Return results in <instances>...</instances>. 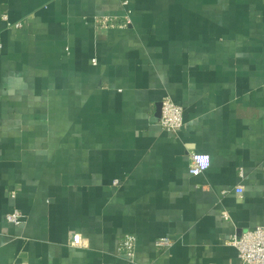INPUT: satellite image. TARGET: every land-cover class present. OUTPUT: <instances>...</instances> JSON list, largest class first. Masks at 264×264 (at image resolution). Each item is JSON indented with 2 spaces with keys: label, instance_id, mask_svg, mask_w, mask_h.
Wrapping results in <instances>:
<instances>
[{
  "label": "crops",
  "instance_id": "crops-1",
  "mask_svg": "<svg viewBox=\"0 0 264 264\" xmlns=\"http://www.w3.org/2000/svg\"><path fill=\"white\" fill-rule=\"evenodd\" d=\"M0 42V264H241L226 241L264 223V0H0Z\"/></svg>",
  "mask_w": 264,
  "mask_h": 264
},
{
  "label": "built area",
  "instance_id": "built-area-1",
  "mask_svg": "<svg viewBox=\"0 0 264 264\" xmlns=\"http://www.w3.org/2000/svg\"><path fill=\"white\" fill-rule=\"evenodd\" d=\"M98 27L106 29L119 26L120 24L114 18L102 17L99 18ZM16 26H19L17 24ZM1 49V42H0ZM95 59L92 64H95ZM183 108L175 104L171 99H163L161 102V112L158 118V125L168 133H177L183 127ZM211 164L210 155L202 152H193L189 154L190 174L196 175L206 171ZM6 219L13 223L21 222V214L15 210L5 215ZM227 219V215H223ZM79 235L74 237V245H80ZM136 239L131 234H125L119 238L117 245L118 257L134 261ZM173 241L168 237H160L155 240L154 246L156 249H167L172 245ZM226 243L237 250V255L241 264H264V223L261 225L244 229L239 235L231 236Z\"/></svg>",
  "mask_w": 264,
  "mask_h": 264
},
{
  "label": "water",
  "instance_id": "water-1",
  "mask_svg": "<svg viewBox=\"0 0 264 264\" xmlns=\"http://www.w3.org/2000/svg\"><path fill=\"white\" fill-rule=\"evenodd\" d=\"M159 107H161V103L159 104ZM159 116H160V113H159Z\"/></svg>",
  "mask_w": 264,
  "mask_h": 264
}]
</instances>
